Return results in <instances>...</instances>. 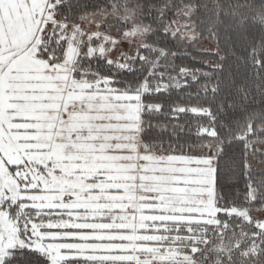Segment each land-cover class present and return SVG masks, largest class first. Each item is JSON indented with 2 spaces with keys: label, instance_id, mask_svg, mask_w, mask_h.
<instances>
[{
  "label": "snow or ice",
  "instance_id": "6c2138e0",
  "mask_svg": "<svg viewBox=\"0 0 264 264\" xmlns=\"http://www.w3.org/2000/svg\"><path fill=\"white\" fill-rule=\"evenodd\" d=\"M129 7L0 0V264H189L186 257L202 252L208 237L201 247L195 235L181 236L161 219L175 211L165 197L185 183L162 173L182 164L215 160L217 216L233 215L219 207V160L226 146L258 133L221 138L213 152L205 141L219 137L216 127L182 123L188 115L215 124L210 105L181 103L199 93L165 101L189 89V79L197 82L188 74L200 70L176 66L175 53L150 36L136 44L129 19L108 15ZM153 11L159 35L175 40L167 8L149 6ZM243 165L247 179L246 147ZM146 180L153 195L139 203L154 206L138 207ZM137 216L151 226L137 227ZM253 227L258 233L264 222Z\"/></svg>",
  "mask_w": 264,
  "mask_h": 264
},
{
  "label": "trees",
  "instance_id": "16d2710c",
  "mask_svg": "<svg viewBox=\"0 0 264 264\" xmlns=\"http://www.w3.org/2000/svg\"><path fill=\"white\" fill-rule=\"evenodd\" d=\"M116 3L121 8L124 4L130 7L123 13L113 9L108 14H130L128 19L132 26L137 22L150 29L145 39L150 36L169 53H175L176 66L200 70L188 74L189 77L198 76L197 82L192 83L189 79V89L173 92L165 101L167 104L180 99L190 91L199 94L183 95L181 103L197 108H203L205 104L211 106L216 118L214 125L207 116L202 120L188 115L181 117L182 123L189 126L201 123L209 130L217 128L219 137L210 136L205 141L211 151L217 150L221 138L247 137L249 131L258 133L248 137L243 144L226 146L219 160L216 195H223L219 207L229 209L233 215L230 218L217 216L216 211L211 216L202 215L211 220L201 223L192 219L200 217L199 214L188 217L184 213L183 219L180 215L183 221H168L170 218H167L165 227H179L181 236L195 235L201 247L204 237H208L210 242L202 252L195 258L186 257L189 264H264V228L257 233L253 227L257 220H264V131H260L264 129V0H116ZM141 5L143 16L139 14ZM149 6L167 8L165 23L171 21L168 30L175 33V40L159 35L158 29L162 25L156 23V11L149 14ZM179 24H186L187 30L194 31L196 40L182 35L177 29ZM206 43H212L213 47H207ZM168 60L171 61V55ZM203 110L208 111L207 108ZM245 147L250 165L247 179L243 165ZM207 154L205 151L204 155ZM184 208L180 203L175 207L178 211ZM165 214L176 216V212ZM186 229L191 232L186 233ZM168 235L172 237L171 232ZM186 247L187 243L179 251L184 252Z\"/></svg>",
  "mask_w": 264,
  "mask_h": 264
},
{
  "label": "rangeland",
  "instance_id": "374dc122",
  "mask_svg": "<svg viewBox=\"0 0 264 264\" xmlns=\"http://www.w3.org/2000/svg\"><path fill=\"white\" fill-rule=\"evenodd\" d=\"M108 15L110 19L116 16H120L122 19L131 18L130 14L120 15L116 12L112 13V15ZM91 19L92 17H88L85 20V24H88ZM186 26V24H179L177 29L182 35L189 38L190 40H196L197 36L195 32L187 30ZM149 32L150 29L147 26L135 22L128 35L129 37H135L136 44H143L145 37ZM206 46L213 47L212 43H206ZM125 47L127 48L128 45H125ZM211 167H214V160L212 161L211 166L207 165L206 163L196 165L182 164L177 166L175 169L170 168L169 170L162 173V179L168 181L169 183L172 181H185L183 186L173 187L171 192L165 197V207H176V205L180 203V205L185 206V208L183 210L180 209L179 211L178 209H175V211L170 212H176V216L169 214V217V215L165 214L163 217H161V219L166 220L167 218H170L168 221H183L181 220L180 215H182L181 217L183 219L184 213L187 214L188 217L194 213H197L200 215V217H192L193 220L197 219L198 222L201 223H210V217L205 218V216L203 217L202 215L211 216L213 213L215 214L216 211H218L216 201L213 196L212 173L210 171ZM142 184L143 188L147 190H138V202L140 199L151 197L153 195L151 191L152 187L154 186L153 183L149 180H146L142 182ZM137 206L150 207L154 205L149 203H138ZM233 211L240 212L238 209H233ZM138 217L140 216H137V219H139ZM141 219H143V217H141ZM141 219H139L140 225L137 224L140 227L145 224L144 222L141 223ZM262 222H264V220ZM128 223L131 224V221L129 220Z\"/></svg>",
  "mask_w": 264,
  "mask_h": 264
},
{
  "label": "crops",
  "instance_id": "0c3cea01",
  "mask_svg": "<svg viewBox=\"0 0 264 264\" xmlns=\"http://www.w3.org/2000/svg\"><path fill=\"white\" fill-rule=\"evenodd\" d=\"M137 194H138V192H137ZM138 203H139V202L137 201V204H138ZM138 218L141 219V217H138ZM139 219L136 220V225H137V224L140 225V221H139ZM144 219H145V218L141 219V223L144 222ZM130 221H131V220H130ZM139 225H137V227H140ZM148 226H149V225H146V224L142 225V227H148Z\"/></svg>",
  "mask_w": 264,
  "mask_h": 264
}]
</instances>
